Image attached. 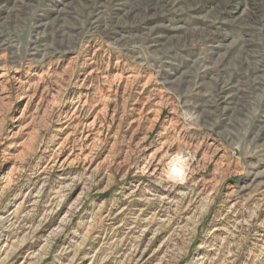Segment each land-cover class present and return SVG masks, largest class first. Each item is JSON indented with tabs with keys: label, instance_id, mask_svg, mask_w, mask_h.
<instances>
[{
	"label": "rangeland",
	"instance_id": "obj_1",
	"mask_svg": "<svg viewBox=\"0 0 264 264\" xmlns=\"http://www.w3.org/2000/svg\"><path fill=\"white\" fill-rule=\"evenodd\" d=\"M0 264H264V0H0Z\"/></svg>",
	"mask_w": 264,
	"mask_h": 264
},
{
	"label": "bare ground",
	"instance_id": "obj_2",
	"mask_svg": "<svg viewBox=\"0 0 264 264\" xmlns=\"http://www.w3.org/2000/svg\"><path fill=\"white\" fill-rule=\"evenodd\" d=\"M248 65V64H247ZM221 102V101H220ZM217 105V104H216ZM176 161H179V159H176ZM174 169H176L175 167H174ZM177 173V172H176ZM172 174V173H171ZM178 174V173H177ZM179 175V174H178Z\"/></svg>",
	"mask_w": 264,
	"mask_h": 264
}]
</instances>
